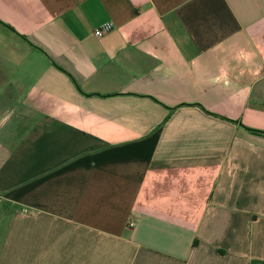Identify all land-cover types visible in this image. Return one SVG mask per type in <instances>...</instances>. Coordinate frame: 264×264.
<instances>
[{"label":"crops","instance_id":"obj_1","mask_svg":"<svg viewBox=\"0 0 264 264\" xmlns=\"http://www.w3.org/2000/svg\"><path fill=\"white\" fill-rule=\"evenodd\" d=\"M253 130L264 0H0V264H264Z\"/></svg>","mask_w":264,"mask_h":264},{"label":"built area","instance_id":"obj_2","mask_svg":"<svg viewBox=\"0 0 264 264\" xmlns=\"http://www.w3.org/2000/svg\"><path fill=\"white\" fill-rule=\"evenodd\" d=\"M115 28V25L112 22H106L100 25L98 28L95 29L94 35L97 38H101L105 36L106 34L110 33L113 31Z\"/></svg>","mask_w":264,"mask_h":264},{"label":"trees","instance_id":"obj_3","mask_svg":"<svg viewBox=\"0 0 264 264\" xmlns=\"http://www.w3.org/2000/svg\"><path fill=\"white\" fill-rule=\"evenodd\" d=\"M253 131H255V132H259V133H262V134H264V132H261V131H257V130H253Z\"/></svg>","mask_w":264,"mask_h":264}]
</instances>
